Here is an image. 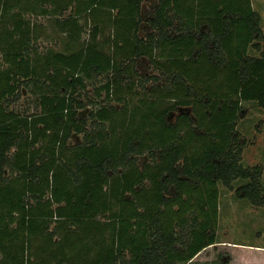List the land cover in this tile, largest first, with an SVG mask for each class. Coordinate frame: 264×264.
Masks as SVG:
<instances>
[{"label":"trees","instance_id":"trees-1","mask_svg":"<svg viewBox=\"0 0 264 264\" xmlns=\"http://www.w3.org/2000/svg\"><path fill=\"white\" fill-rule=\"evenodd\" d=\"M145 1L0 0V264H230L195 261L220 184L264 205L237 131L264 105L262 16L159 0L142 36Z\"/></svg>","mask_w":264,"mask_h":264},{"label":"rangeland","instance_id":"rangeland-1","mask_svg":"<svg viewBox=\"0 0 264 264\" xmlns=\"http://www.w3.org/2000/svg\"><path fill=\"white\" fill-rule=\"evenodd\" d=\"M252 3L254 9L262 16V14H264V0H252ZM155 6L156 0H146L143 5V19L145 20V24L141 32L142 36L151 31L149 30L148 20L155 13ZM39 21L40 23L46 22L45 19H39ZM262 30L264 33L263 16ZM260 43L261 46L264 47V39ZM52 46L53 44L50 42L42 43V47L45 49ZM259 55L260 53L258 51L254 49L250 50V56L259 57ZM137 69L141 75H156L161 78L159 84L165 83V78L154 70L148 59H140L138 61ZM152 85H154V82L149 83L147 86L151 87ZM90 94L93 93L90 92ZM28 99L31 98L24 95L17 105L19 109L23 110L29 107ZM243 106L245 108L244 115L241 116L237 124V131L241 136L240 142L244 143L242 163L246 168H254L257 166L262 167L263 174L261 185L264 188V105H259L257 102H253L244 103ZM179 113L180 112L178 111L173 113L170 120L174 122L175 117ZM81 138L82 136H75L74 140H81ZM144 161L145 158H143L140 163ZM248 183H250L249 180H237L233 183V189H228L223 184H220V201L222 208L219 212V239L236 243H252L264 246V205L255 206L248 199H244L243 196H241V192H237L238 189ZM229 203H234V205L228 207ZM251 205L254 207V211L257 209V212L250 209ZM235 252L238 254V259H241L244 252L242 253L239 250H236ZM220 253L232 254L228 246L219 243L202 251L195 258V261L198 259L202 262H213L218 259Z\"/></svg>","mask_w":264,"mask_h":264},{"label":"crops","instance_id":"crops-1","mask_svg":"<svg viewBox=\"0 0 264 264\" xmlns=\"http://www.w3.org/2000/svg\"><path fill=\"white\" fill-rule=\"evenodd\" d=\"M158 4H159V0H156V6L155 7H157ZM155 10H156V8H155ZM154 15H155V13H154ZM154 15L151 16V18L149 20L153 19ZM262 16L264 18V14H262ZM231 205H234V203H231V204L229 203L228 207H230ZM221 208H222V204L220 201V211H221ZM250 209L252 211H254L253 210L254 207L252 205H251ZM218 241L221 244H225L226 246H228L229 250L232 252V254H231L232 255V261L230 264H264V246L259 245V244H252V243H236V242H231V241L220 240L219 234H218ZM236 250H239L242 253L244 252L247 255L243 253L244 255L242 254L241 259H238V254L235 252ZM196 261H201V260L197 259Z\"/></svg>","mask_w":264,"mask_h":264}]
</instances>
